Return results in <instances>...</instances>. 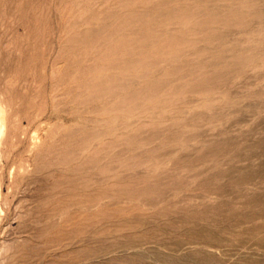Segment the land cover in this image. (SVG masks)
<instances>
[{"label":"rangeland","instance_id":"obj_1","mask_svg":"<svg viewBox=\"0 0 264 264\" xmlns=\"http://www.w3.org/2000/svg\"><path fill=\"white\" fill-rule=\"evenodd\" d=\"M0 117V264H264V0H0Z\"/></svg>","mask_w":264,"mask_h":264},{"label":"bare ground","instance_id":"obj_2","mask_svg":"<svg viewBox=\"0 0 264 264\" xmlns=\"http://www.w3.org/2000/svg\"><path fill=\"white\" fill-rule=\"evenodd\" d=\"M0 118H1V117H0ZM1 120H2V119H1ZM1 120H0V121H1ZM1 126H2V125H1V122H0V128H1ZM0 131H1V130H0ZM1 159H2V156H1ZM2 163H3V162H2ZM12 168H13V167H12ZM9 172H10V171H9ZM9 172H8V173H9ZM9 177H10V176H9ZM9 179H10V178H9ZM9 179H8V180H9ZM46 183H47V182H46ZM42 184H43V183H42ZM5 188H6V187H5ZM8 189H9V188H8ZM5 190H6V189H5ZM8 191H9V190H8ZM15 192H16V191H15ZM5 193H7V191H6ZM45 194H46V193H45ZM3 195H4V194H3ZM3 195L1 194V190H0V205H1V204H2V205L4 204V205L6 206L7 204L4 203L5 198H4ZM11 196H12V195H11ZM12 198H13V197H12ZM10 200H11V199H10ZM13 203L15 204V202H13ZM19 203H20V202H19ZM14 204H13V205H14ZM14 208H15V207H14ZM20 208H22V207H20ZM6 209H7V206H6ZM15 209H16V208H15ZM15 209H14V211H15ZM19 210H22V209H19ZM0 213H2V212H1V208H0ZM16 215H17V214H16ZM78 227H79V226H78Z\"/></svg>","mask_w":264,"mask_h":264}]
</instances>
